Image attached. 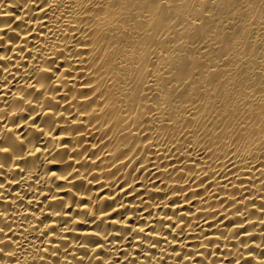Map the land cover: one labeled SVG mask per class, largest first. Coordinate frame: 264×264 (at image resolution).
Segmentation results:
<instances>
[{
	"label": "bare ground",
	"instance_id": "6f19581e",
	"mask_svg": "<svg viewBox=\"0 0 264 264\" xmlns=\"http://www.w3.org/2000/svg\"><path fill=\"white\" fill-rule=\"evenodd\" d=\"M0 264H264V0H0Z\"/></svg>",
	"mask_w": 264,
	"mask_h": 264
}]
</instances>
